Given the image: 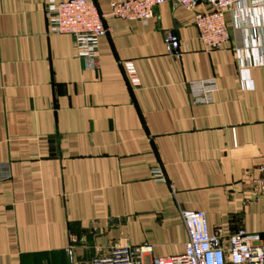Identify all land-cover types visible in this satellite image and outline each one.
Here are the masks:
<instances>
[{
    "label": "crops",
    "instance_id": "0c3cea01",
    "mask_svg": "<svg viewBox=\"0 0 264 264\" xmlns=\"http://www.w3.org/2000/svg\"><path fill=\"white\" fill-rule=\"evenodd\" d=\"M92 1L106 33L87 69L48 33L45 0H0V264H89L124 244L176 255L183 210L264 248V7L225 12L228 40L205 52L204 0L164 2L145 25ZM208 78L212 102L192 104L186 84Z\"/></svg>",
    "mask_w": 264,
    "mask_h": 264
},
{
    "label": "built area",
    "instance_id": "2783aa9c",
    "mask_svg": "<svg viewBox=\"0 0 264 264\" xmlns=\"http://www.w3.org/2000/svg\"><path fill=\"white\" fill-rule=\"evenodd\" d=\"M170 2L192 10L194 0H111L107 16L145 25L153 9ZM207 12L193 14V26L202 51L220 50L228 40L223 15L241 5L263 9L264 0H204ZM106 16V15H104ZM92 0H45L44 19L48 33L68 35L87 69L97 63L98 41L105 35L102 17ZM166 54L179 57L178 40L170 32L163 35ZM130 82L136 84L134 71L126 65ZM192 104H209L217 87L213 78L190 81L186 84ZM264 167L259 170H263ZM186 233L182 252L167 257H151L149 245H115L106 253L94 256L89 264H264V248L258 233L236 229L226 235L220 229L208 231L202 211H180Z\"/></svg>",
    "mask_w": 264,
    "mask_h": 264
}]
</instances>
